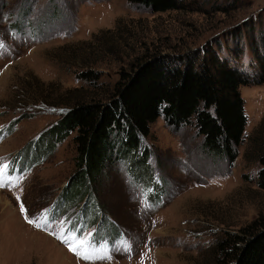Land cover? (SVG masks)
<instances>
[{
    "label": "rangeland",
    "instance_id": "obj_1",
    "mask_svg": "<svg viewBox=\"0 0 264 264\" xmlns=\"http://www.w3.org/2000/svg\"><path fill=\"white\" fill-rule=\"evenodd\" d=\"M184 6L151 13L127 0H0V161L11 176L0 188V264H87L56 238L62 230L95 240L106 264H216L218 239L264 217V190L255 184L264 155L260 84L240 88L247 125L232 164L207 156L192 127L173 131L159 118L145 140L148 172L117 166L97 199L74 200L70 191L59 213L55 203L75 172L74 133L34 166L12 169L70 104L107 100L120 73L148 56L220 47L247 68V28L257 37L264 26V0ZM86 69L97 73L96 87L78 79ZM21 203L31 218L44 213L39 228L25 221Z\"/></svg>",
    "mask_w": 264,
    "mask_h": 264
},
{
    "label": "trees",
    "instance_id": "obj_2",
    "mask_svg": "<svg viewBox=\"0 0 264 264\" xmlns=\"http://www.w3.org/2000/svg\"><path fill=\"white\" fill-rule=\"evenodd\" d=\"M127 2L151 13L185 9L184 0ZM247 30L252 52L247 68L219 55L220 47H202L192 54L148 56L130 71L120 73L107 100L70 104L37 140L19 151V158L12 162L17 164L14 168L19 165L18 171H23L34 166L74 133L75 172L55 203L59 213L66 207L63 198L66 200L70 191L74 200L86 196L97 199L99 188L117 166L138 165L148 172L150 151L145 140L150 126L159 118L173 131L192 127L201 137V149L207 156L232 164L247 125L240 88L264 85V26L257 37L255 29ZM236 35L242 38L239 31L234 38ZM233 41L239 44V38ZM242 52L239 46L235 60ZM77 77L96 87V72L86 69ZM259 163L255 184L264 190V155ZM215 250L216 264H264V217L259 216L235 233L226 232L216 242Z\"/></svg>",
    "mask_w": 264,
    "mask_h": 264
},
{
    "label": "snow or ice",
    "instance_id": "obj_3",
    "mask_svg": "<svg viewBox=\"0 0 264 264\" xmlns=\"http://www.w3.org/2000/svg\"><path fill=\"white\" fill-rule=\"evenodd\" d=\"M2 47L3 45L0 44V48ZM8 167L9 166L5 162L0 161V188L8 187L11 183L10 170L6 171ZM19 199L20 198L17 197V200ZM20 210L27 223L38 228L40 227V225L37 223V220H39L41 216H44L43 212L40 213V216L31 218L26 215L27 209L23 203L20 204ZM47 226L48 222L46 221L44 229L42 230H45ZM56 238L60 239L61 243H64L68 247V250L76 255L78 260L83 259L85 262H87V264H94V261L96 260H100L103 262V264H106L107 260L110 259V256L107 254H101L95 240H86L83 234L77 235L74 231H70L68 236L65 237L64 231L62 230L61 235L56 236Z\"/></svg>",
    "mask_w": 264,
    "mask_h": 264
}]
</instances>
